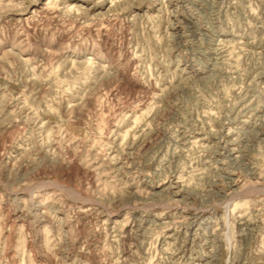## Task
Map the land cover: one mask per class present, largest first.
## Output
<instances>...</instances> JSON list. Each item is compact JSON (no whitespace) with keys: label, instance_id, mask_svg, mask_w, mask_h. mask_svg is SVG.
I'll return each instance as SVG.
<instances>
[{"label":"rangeland","instance_id":"rangeland-1","mask_svg":"<svg viewBox=\"0 0 264 264\" xmlns=\"http://www.w3.org/2000/svg\"><path fill=\"white\" fill-rule=\"evenodd\" d=\"M0 264H264V0H0Z\"/></svg>","mask_w":264,"mask_h":264},{"label":"bare ground","instance_id":"bare-ground-1","mask_svg":"<svg viewBox=\"0 0 264 264\" xmlns=\"http://www.w3.org/2000/svg\"><path fill=\"white\" fill-rule=\"evenodd\" d=\"M90 58V57H89Z\"/></svg>","mask_w":264,"mask_h":264}]
</instances>
